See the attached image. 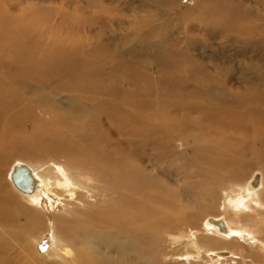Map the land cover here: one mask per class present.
Here are the masks:
<instances>
[{
	"label": "bare ground",
	"instance_id": "bare-ground-1",
	"mask_svg": "<svg viewBox=\"0 0 264 264\" xmlns=\"http://www.w3.org/2000/svg\"><path fill=\"white\" fill-rule=\"evenodd\" d=\"M28 1L0 0V264H15L19 255L27 264H159L165 240L195 260L210 257L214 264H232L244 236L259 243L255 258L264 264V168L246 175L253 161L239 139L253 130L264 143V67L258 65L264 54L251 58L254 79L244 90L231 88V73L219 88L209 87L211 78L200 64L186 54L180 59L168 55L166 80L178 78L183 60L190 63V75L195 69L206 83L203 93L175 80L159 99L147 89L145 95L132 96L134 112L129 113L122 109L127 96L113 85L114 74L97 69L112 56L96 43L97 31L114 18L89 21L78 15L71 21L79 34L69 33L68 0L59 6ZM195 2L197 17L206 18L209 31L222 41L233 38V44L243 45L244 55L262 48L264 0ZM86 39L96 46L83 52ZM128 70L136 82L148 79L134 67ZM214 90L219 93H213L215 98ZM60 94H65L66 109L53 101ZM38 108L51 123L38 115ZM105 118L126 138L150 137L160 153L114 150ZM164 136L183 141L186 152H195L192 159L178 151L165 153ZM252 154L253 160H264V150ZM16 156L26 159L8 166ZM180 173L184 187L165 183L166 176ZM218 205L220 213L206 215L195 228V209L216 212ZM184 224L190 227L182 229ZM33 236L49 240L54 261L33 253ZM6 251L12 256L4 257Z\"/></svg>",
	"mask_w": 264,
	"mask_h": 264
},
{
	"label": "rangeland",
	"instance_id": "rangeland-1",
	"mask_svg": "<svg viewBox=\"0 0 264 264\" xmlns=\"http://www.w3.org/2000/svg\"><path fill=\"white\" fill-rule=\"evenodd\" d=\"M33 1L34 0H29L28 2ZM33 3H37V1H34ZM43 4L49 6H59L63 4V2L60 0H50L48 3ZM196 4L197 3L195 2V0H68L66 3V11L68 12V18L70 20H67L66 25L69 33L76 32L79 34L77 29H75L73 21H71L72 18H76L78 17V15L87 18L89 21L93 19L94 21H96L106 17L114 18V21L116 23L114 22L111 25L109 24L106 28L100 29L102 31H97L98 34L96 40H100L96 43H99V45L103 43V45H105L112 52V56H110L108 60H105L104 63L98 65L97 69L98 71L101 70L100 73L102 74L103 71L104 73L114 74L115 77H113V79L117 82L113 80L114 84H112H116L115 87L118 92H122L127 96V100L122 101L123 111L133 113L134 107L131 101L133 99L134 100L132 102L135 101V96L139 97L138 95L140 94H147L148 91H145L146 89L152 92L153 98L157 97L159 99V97H161L159 92H161V90L163 89L165 91L174 88L175 80H180V82L185 85V87H189L188 89H192L195 87L194 90L198 91L199 93H203L206 87V83L201 80L200 74L195 69V75L194 77H192L188 72V67L190 66V63L188 64L183 60H179V65L181 63V65L179 66V71L181 72H178V74H180L178 75V78L176 76V79H174L173 81L170 79L171 76L168 75L169 80H166L167 77L165 75L167 73L166 70L168 69V67L167 65H164V61L165 58L168 57V55L170 56L172 54H174L173 57L179 59L181 58V55L186 54L188 55L191 61H196L195 63L200 64L202 66L201 72L205 73L207 77L209 76L211 78V80H209L207 83L209 87L219 88V82H223L224 80H226L227 75L231 73L229 85L233 90H244L248 88L247 83H249V81L251 82L254 79L253 73H251V70L249 69V62H252V57L256 56V58H260L261 55L264 54V40L262 41L263 44H261L260 46L262 48H259L260 50L256 49L255 52L249 51L245 54L246 56L244 54H241L240 49L244 48L243 45L241 46L240 43L233 44L231 41L233 38H226V42L222 41L220 37L218 38L214 33L209 31V28L207 26V20H205L206 18L200 19V17H197L195 10H193L196 7ZM250 5L254 6V1H252ZM80 31L82 32L81 34H83V37L85 38L86 36L83 33L82 29H80ZM82 44L84 49L82 50L83 52H87L91 48L96 46H93L92 41H88L87 39ZM116 53H118L117 56L114 55ZM137 53L140 54L141 57ZM120 54L122 57L119 56ZM258 65L260 66V68L263 69L264 62L261 61ZM128 67H134L135 69H137L138 72H144L145 74H147L148 79H140L138 80V82H136L135 80H133V77L131 78L132 75L129 74ZM126 73L131 76H129L128 74L126 75ZM261 79L264 81L263 78ZM218 90L212 91V96L213 93L218 95ZM50 93V91H46V94ZM132 96L134 97L132 98ZM104 97L110 99L108 95ZM153 98L151 100H154ZM53 101H55V103L62 109H66L68 107L65 94L55 96ZM88 104L89 106H91L90 102H88ZM147 104L148 106H150V109L155 110V107H152V104L155 103L149 101ZM41 109L42 108H38L36 110L38 115L40 114L42 119L47 120L51 123L52 119L51 117H49L50 115L43 114L44 112ZM193 115L196 116V113H193ZM107 122L108 120H106L105 118V128L108 131L109 138L113 142L111 143V145L114 150L121 148L119 152L160 153V150H154V145L149 143V141H151L150 137L145 138L142 137V135H137L138 138L136 136H127L128 138H126L124 132H118V129L115 125V127L110 126L108 125L109 122ZM147 122L150 123L149 120ZM153 124L150 125L152 129L154 128ZM32 127L33 126L31 123H27V129L29 132L32 131ZM252 131L253 130H251L247 135L242 136V138H239L244 141L243 144L246 151L245 153H247V155L251 158L249 161H253L252 163L250 162L248 164V166L251 164L253 165L246 169V175L256 167L263 166L264 168V160H253L256 154L252 153H261L264 150V143H262L261 137L258 136L256 132ZM227 135H234L235 138L239 137L238 134H233V132L231 131H229ZM162 142L165 145V153H171V151H178L177 153L188 154L186 156H190L189 158L191 159L193 153H195L191 148H189V150H187L186 152L184 148V143L180 139L174 141L173 139L164 136ZM21 157L22 156L10 157L7 162L8 166L11 163H14L15 161L26 159L25 157ZM177 176H171L173 180L169 176H166L164 181L166 183V180H168L166 184L178 185L180 184L179 182H181L179 178L183 177V173H180V175L177 174ZM175 178H177L178 180H176ZM182 185L183 184L181 183L180 187H184V185ZM217 201L221 203V199H218ZM205 209V206L204 209H201V207L195 209L194 213H196V215L198 214L199 216L201 215V217L197 215V218L199 219L197 220V225L195 228H200V224H202L201 221H203V218L206 215L212 213H220L219 205L218 208H216V212H207L205 211ZM24 221L25 219L23 218L20 222L23 223ZM186 226L190 227V225L184 224L182 226V229H186ZM247 239L248 238H245V236L244 239H242L243 243L241 251L237 250L238 255H235L231 258L232 264H257L258 262L261 263L258 258H255L256 256H258L257 254L259 253V243L255 241L254 238L249 240ZM165 241H163L160 246V255L162 257H159V260L161 259L159 261V264H214V260H212L210 257L195 260L194 258L189 257L187 256V254H185L183 247L174 246L171 245L168 241ZM20 244L21 245L19 248L21 251H23L21 248L23 243ZM31 248V250L35 251H33V253L39 255L40 258L42 257L41 259H44L45 262L49 263L51 261H54L55 258H51L49 254V240L46 239L41 241L40 239L35 238L33 236L31 240ZM161 252L163 254H161ZM4 254V257L6 258L12 256V252L7 253L6 251L4 252ZM73 254L74 252H72V256ZM186 256L188 259L186 258ZM24 262L25 261L22 257H20V255L16 257V259H14L15 264H27L26 262L28 261L26 260V262ZM32 264L36 263L32 262ZM217 264H229V262L223 261L217 262Z\"/></svg>",
	"mask_w": 264,
	"mask_h": 264
}]
</instances>
